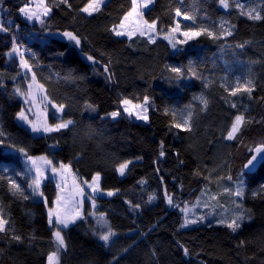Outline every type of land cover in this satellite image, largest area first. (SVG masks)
I'll list each match as a JSON object with an SVG mask.
<instances>
[{
	"label": "trees",
	"instance_id": "1",
	"mask_svg": "<svg viewBox=\"0 0 264 264\" xmlns=\"http://www.w3.org/2000/svg\"><path fill=\"white\" fill-rule=\"evenodd\" d=\"M89 3L45 0L51 10L43 23L28 24L18 14L24 0H0L2 27L8 29L0 30V217L7 222L0 232V264H47L57 250L45 203L32 197L26 178L15 176L21 189H14L3 170H20L25 158L41 155L67 165L80 180L100 173L101 188L116 191L96 197V211L114 235L107 242L98 238L86 203L83 217L62 229L66 248L58 253L59 264H264V164L251 173L244 169L264 144V18L250 19L235 0L228 8L219 0H153L142 13L144 21H155L159 37L150 41L113 30L132 0H103L91 15L83 11ZM248 8L264 17V0H251ZM200 29L217 38L183 35ZM51 31L71 32L80 44ZM14 42L26 70L11 54ZM31 76L56 109L48 110L49 123L71 125L33 136L20 123L21 95ZM146 96L147 122L108 117L123 99L139 103ZM236 115L245 123L229 140ZM182 119L188 127H176ZM128 161L120 177L117 167ZM223 189L226 197L208 204L213 216L182 227L185 203ZM41 190L51 205L53 181ZM232 199L238 202L233 214L243 216L235 231L224 216Z\"/></svg>",
	"mask_w": 264,
	"mask_h": 264
},
{
	"label": "rangeland",
	"instance_id": "2",
	"mask_svg": "<svg viewBox=\"0 0 264 264\" xmlns=\"http://www.w3.org/2000/svg\"><path fill=\"white\" fill-rule=\"evenodd\" d=\"M235 1L237 3L238 9L242 10L244 13H247L248 11L252 10V9L248 8L251 0H235ZM39 2H40V0H31V2L28 5H29V7L35 9L36 5ZM152 2H153V0H151L150 3H147V5L144 6L143 0H137V4L139 5L137 8V12H134L131 16L128 17L127 20H125V17L128 16V13L132 12V9H133V3H132L131 10L125 15V17L123 18L121 23L116 27L115 33H116V31H124L125 35H120V36L130 37V36L136 35V34L141 35L140 34L141 31H144L145 34L141 35V36L146 37L150 41L156 40L159 37L157 30L156 31H150L148 29L147 25H145L143 23L144 20L142 19V13L149 6L152 5ZM44 3H45V0H44ZM24 6H22V7H24ZM137 13H139V15ZM18 14L28 24L38 22L35 19L31 20V21L27 20L24 17V15L20 13L19 10H18ZM2 22H3L2 11L0 9V25H2ZM6 22L8 24H11L12 20H7ZM121 24L124 25L123 28L120 27ZM151 24L152 23H148V25H151ZM63 33L64 32H60V31H51L49 34L51 36H54V37H57L60 39H64L67 42H69L71 45L77 46L74 41H71L67 37L63 36ZM164 38L169 43L171 49L173 51H177V48L173 47V44H174L173 40H172L173 37L170 34H165ZM22 51L23 50H21V48L18 47V51L14 52L12 50L11 54L15 55L19 59L22 68H24L26 70L27 67H24V59L22 56ZM21 99L23 102V107H22V110L20 111V113L23 112L26 119H21L19 115H18V119H19L20 123L23 124L24 127L33 136L42 135V134L52 132V131H45L44 130L45 126H47L49 128H55L56 125L68 121V120H66V121L56 123V124H50L49 123L50 114L48 113V110L51 109L53 111L56 109L49 105V102L47 101L42 88L39 86V84L35 80H33L32 76L29 78V81H28V84L26 87V91L21 95ZM124 100H127V99H123L121 101L120 110L114 111V112H118L119 115L113 117L111 115V113H113V112H111L110 114H108V117H110L111 119H116L121 114H124V115L128 116L129 118H131L135 121L147 122V120L137 118L136 113L139 112L140 109L134 107L135 105H144L145 101H142L139 103L131 102L130 104L125 105L123 103ZM126 107L133 113L132 115H129L128 112L124 111V109ZM146 107H147V105H146ZM52 116L54 117V115H52ZM184 121H185V119H182L181 121H179L181 126L184 125ZM69 125H71V124H69ZM33 126L38 128L39 131H33ZM0 146H1V144H0ZM3 150L6 152H12L13 151V149L9 146H4ZM31 158L32 159H29V157H27L22 161V169H20V170L10 171L9 168H4L3 170L5 172H8V174L10 175L12 186L16 185V186H18V189H21V187H20V184H19V182L15 176H19V177H23V178L27 179V181H28L27 185H28L29 189L31 190L32 197L36 200L43 201L45 203L48 223H49V211L50 210L52 211L53 223H51V224L49 223V226H51L54 229L53 236L57 230L61 231V235H62V229L66 228V227H63L62 225H57L55 223L56 214H60L61 216L68 214L69 219H70V222L68 223V225H69V224L73 223L74 221L83 217L86 203L89 204L91 210H93L92 214H91L92 219H96V222L98 224V231L100 234V235H98V238L100 239V236L102 234H106L107 231L110 229L109 223L102 213L96 211V209L98 208V202L96 200V197L109 198V197H112L116 193V191H114V190H103L101 188V174L95 173L90 180H85V179L80 180L79 178L76 177V175H74V173L71 171V169L69 167L61 168V163L56 164L50 158H48L44 155L31 156ZM48 161H50L51 163H48ZM54 168L56 169V171H53ZM118 169H119V166L117 167L118 175L120 177H123L124 174L121 175L120 172L118 171ZM97 174H99L98 188L96 191H93V188L96 187V182L93 181V177H95ZM37 179L39 180V188H38V190L34 191V188H35L34 181ZM46 180L53 181V183L56 187V196H55L54 200L52 201L51 205H49L46 202V198H45V196L41 190L42 184ZM89 185H92V187H90ZM109 192H111L113 194L108 195ZM227 193H228L227 189H223L220 192H212V193L203 191L199 198H197L195 201L185 203L184 206L181 208V211H182L184 218H185L184 221L188 220V221H196L197 222L203 216H205L204 219L213 216V214H215V210L208 204L213 203V199H215L218 196H225L226 197ZM237 206H238V202L235 199H232L231 201H229V206L227 207L228 212L224 213V216L227 218V221L229 223L233 220V218L235 216L233 213L236 211L235 208ZM159 211H160L159 206H155L151 209V212L155 215V217ZM77 213H79L78 216L76 215ZM54 239H55V236H54ZM101 241H103V240H101ZM103 242H105V241H103Z\"/></svg>",
	"mask_w": 264,
	"mask_h": 264
},
{
	"label": "snow or ice",
	"instance_id": "3",
	"mask_svg": "<svg viewBox=\"0 0 264 264\" xmlns=\"http://www.w3.org/2000/svg\"><path fill=\"white\" fill-rule=\"evenodd\" d=\"M63 2H66V0H63ZM102 2H103V0H90L89 5L87 7H85L83 9V11L88 12L89 15H91L92 12L99 10V6H100V4ZM143 2H144V6H146L147 3L151 2V0H143ZM24 3H25V6L21 7L19 9V11L29 21L35 19V20L40 21L41 23H43L42 17L47 16L48 13L51 10L49 7H47L45 5L44 0H40V2L36 5L35 9L29 7L28 0H24ZM132 3H133L132 12L128 13V16L125 17V20H127L128 17L131 16L134 12H137V8L139 6L137 4V0H132ZM219 3L224 8H228L229 7V0H219ZM137 14L139 15V13H137ZM242 14L247 15L252 20H260V19L264 18V17L261 16L259 11H256V9H252V10L248 11L247 13H242ZM176 15L177 16L181 15V12H180L179 9L176 10ZM143 23L145 25H147V27H148V29L150 31H156L155 21H153V23L151 25H148L147 21H144ZM120 27L123 28L124 25L121 24ZM178 28H179V25H177V27L175 29H172V31L175 32V31L178 30ZM0 30L7 31L8 29L2 28V25H0ZM113 30L115 31V29H113ZM202 33H206L209 37L217 38L213 32H211V31H209L207 29H200L199 31L189 30V31L184 32L183 35L186 38H188V39H192L195 36L200 35ZM140 34L144 35L145 32L141 31ZM227 34L231 35V32H227ZM116 35H125V32L124 31H116ZM63 36L67 37L71 41H74L76 45L80 44V40L71 32H64ZM13 40L15 41V38H13ZM173 47H175V44H173ZM13 51L14 52L18 51V47L15 44V42L13 43ZM88 59L91 60L93 58L89 56ZM24 67H28L26 62H24ZM173 71L179 72L180 70L179 69H173ZM33 80H35V76H33ZM249 83H251V82H249ZM246 90L249 91V92L251 91L250 88L246 89ZM235 94H236V92L233 91L232 95H235ZM201 100H202V103H204L205 106H207V100H204L202 97H201ZM144 101H145L144 105H135L134 107L140 109V111L136 113L137 118L138 119L147 120L148 119V117H147V110L148 109L146 107V105L148 103V97L147 96L144 98ZM123 103L125 105H128V104L131 103V101L124 100ZM60 107L62 108L63 106H60ZM89 107H91V106H89ZM233 107H235V105H233ZM124 111L128 112L129 115L133 114L127 107L124 109ZM111 115L113 117H115V116H118L119 113L118 112H113V113H111ZM19 116H20L21 119H26V117L24 116L23 112H21L19 114ZM72 123L73 122L71 120H68V121H66L64 123L56 125L55 128H49V127L45 126L44 130L45 131H59L61 128H66V127H68L69 124H72ZM244 123H245V117L243 115H236L234 120H233V122H232V124H231L230 129L227 132V137L226 138L229 139V140L235 139L237 133L240 132V130H241L242 126L244 125ZM183 126L184 127H188V121L187 120L184 121V125ZM176 127H181V125L177 124ZM33 131H39V129L36 128L35 126H33ZM0 135H3V133L0 132ZM20 151H23V149H21ZM255 152L257 153V155H253L252 159H250L248 161V164L245 167H255L256 164H264V144H261L260 146L256 147L255 148ZM161 155H163V152H161ZM29 159H32V158L29 157ZM48 163H51V162L48 161ZM128 163H130V161L122 163L119 166L118 171L120 172L121 175L124 174L125 169L128 167ZM67 167H68L67 165L61 164V168H67ZM53 171H56V169L54 168ZM93 181L96 182V187L93 188V191H96L97 188H98L99 174H97L95 177H93ZM34 185H35L34 191L38 190V188H39V180L38 179L34 181ZM89 186L92 187V185H89ZM13 187L17 191H19L18 186L13 185ZM112 194L113 193H111V192L108 193V195H112ZM242 194L243 193L240 192V191L236 192L237 196H241ZM24 198L27 199L26 196ZM149 199L150 200L154 199V197H150ZM168 202H169V204L172 203V198L170 196L168 197ZM76 215L78 216L79 213H77ZM52 216H53V213L50 210L49 211V223L50 224L53 223ZM241 219H243L242 215L235 216L233 218V220L230 223L227 224V226L229 228H231L233 231H235L238 227H240L239 221ZM69 222H70V219H69V215L68 214H65L64 216H61L60 214H56L55 223L57 225H62L63 227H67ZM195 222L196 221L185 220V224L182 225V227L187 226L188 223H195ZM6 223L7 222L2 217H0V232H3L5 230V224ZM221 223H224V221L222 220ZM112 235H114V233L111 231V229H109L106 234H102L100 236V239L105 241V242H107ZM54 236H55V239L57 241V250L55 252H52V253H50L48 255V257H47L48 264H59V255H58V253H59V251L61 249L66 248V244H65L63 236L61 235V231L57 230L54 233ZM14 239L19 240L20 238L19 237H14ZM184 252H185V255L188 254V250L186 248L184 249Z\"/></svg>",
	"mask_w": 264,
	"mask_h": 264
},
{
	"label": "water",
	"instance_id": "4",
	"mask_svg": "<svg viewBox=\"0 0 264 264\" xmlns=\"http://www.w3.org/2000/svg\"><path fill=\"white\" fill-rule=\"evenodd\" d=\"M257 147H258V146H257ZM253 155H257V153L255 152V149H254L252 155L250 156V158L247 160V162H246L245 165H244V169H245V171L248 172V173H251V172L255 171L256 168L260 165V164H256L255 167H245V166L248 164V161H249L250 159H252V156H253Z\"/></svg>",
	"mask_w": 264,
	"mask_h": 264
},
{
	"label": "crops",
	"instance_id": "5",
	"mask_svg": "<svg viewBox=\"0 0 264 264\" xmlns=\"http://www.w3.org/2000/svg\"><path fill=\"white\" fill-rule=\"evenodd\" d=\"M47 264H48V259H47Z\"/></svg>",
	"mask_w": 264,
	"mask_h": 264
}]
</instances>
